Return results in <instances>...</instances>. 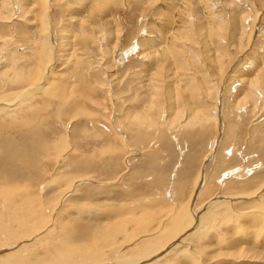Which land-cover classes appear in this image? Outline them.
<instances>
[{
    "label": "rangeland",
    "instance_id": "obj_1",
    "mask_svg": "<svg viewBox=\"0 0 264 264\" xmlns=\"http://www.w3.org/2000/svg\"><path fill=\"white\" fill-rule=\"evenodd\" d=\"M119 1L117 5L114 2L104 4L106 0H100L105 7L102 5L101 13L96 11L95 14L85 7H64L60 4L63 1L56 3L58 6L54 7L52 15L53 31L61 37L65 27L73 26L77 34L75 33L76 40L73 43L75 47L70 50L69 57L58 64L55 69L57 77L52 79V84L42 95L29 92L19 98L15 93L29 83L19 85L9 80L12 77L2 79L0 76V101L5 100L12 106L8 108L12 116L8 119L11 121L10 126L0 127V206L3 205V191H13L11 202L24 201L25 197L29 198L27 195L30 193V197L34 199L29 198L31 205L38 204L40 208L43 206L42 210L49 205L45 215L44 211L38 212L43 218L52 221L53 214L59 212V219L54 227L59 228L55 231L57 235H60V228L68 225L70 230H86V242L98 236L96 226L101 227L103 224L122 226L119 240L130 237L136 240L150 224L161 222L159 229L163 226L164 229L174 218L175 212L187 208L200 178L204 159L213 152L211 146L218 135V119L212 118V122L208 123L210 126L196 123L188 127L180 128L178 125L170 129L167 122L173 117L171 114L174 111L169 108L175 105L169 98L170 82L167 75L171 73H177L176 76L179 74L177 77L181 81L178 82V95L179 99H182L178 100L176 105L181 107L186 104L187 109H193L200 119L204 117V113L197 108L202 106L204 110L208 108L213 111L212 105L218 91H226L223 97L225 100L221 101L227 105V114L224 119L222 116L221 122L225 121L228 125L229 135L219 151L217 160L207 166L209 184L197 204H205L210 198L221 194H236L239 195L236 197L238 199H248L246 194H251L264 185V92H261L264 86L255 89L254 99L243 101L247 106L245 111L235 107L241 94L250 95V91L246 90L248 85L243 81L247 73L252 72L251 78L259 76L260 73V77L264 79V67L257 68V60L254 65L250 61L242 60L244 55L256 51L259 53L260 62L264 61V0H159L155 4L147 3L149 0ZM171 4H174V11L168 10ZM17 5L15 12L19 16ZM75 11L78 16L74 14ZM72 15L75 16V21H72ZM19 18L21 21H14L15 27L14 23L0 20V30H3L0 31V52L4 50L3 52H15V55H25L24 57L27 55L28 63L25 66L28 67L27 70L32 71L40 59L38 53L41 40L44 39L41 34V22L30 16L27 19L30 21ZM252 27L254 33L250 41L248 35ZM242 28L245 34L242 33ZM81 34H85L83 37L87 40L82 39ZM160 34L166 41L163 45L161 42L156 43L157 48L151 49L152 57H146L148 51L142 46V40L160 41ZM177 36L180 39L176 40ZM167 45L175 48V64L171 60L170 63L166 62L167 57L170 58L165 53ZM101 48L112 50L106 55L101 53ZM132 48L134 50L130 53ZM127 50L130 54L126 58L123 55ZM219 59L222 67L224 66L223 72L218 71ZM236 62V76L229 80L226 88L220 86L222 73L230 71V67ZM2 66L3 64H0V68ZM209 91L212 93L209 94ZM146 101L156 102L158 107ZM161 110H167V113L163 114L166 117H161V112L157 114ZM189 114L190 111L183 120L188 122ZM129 115H132L131 118L138 115L151 117V127L147 124H137ZM183 120L179 121L185 125ZM23 121L29 122L28 125ZM1 125L3 123L0 122ZM122 126L129 128L130 143ZM63 136L71 138L72 146L61 154L57 147L60 141L63 142ZM142 137L143 140H140ZM5 138L15 146L11 148ZM226 148L234 149L233 157L226 156ZM234 168L245 169L243 180L226 182L223 183L224 186L218 183L223 172ZM127 172L130 173L120 180L119 176ZM60 176L70 180L88 176L105 185H81L69 203L54 212L50 203L62 198L66 186L64 183L50 186L49 182L52 178ZM114 181L116 184L112 183ZM169 183L171 186L172 183L175 184V198L174 194H171L172 200L163 196ZM43 184L44 190L40 188ZM246 202L248 204L238 206L239 211L246 215L243 219H234L222 209L224 213L221 215V225L219 221L214 222L208 227V234L201 236L202 241L196 239L190 248L197 256L191 259L192 261L177 260L178 264H264V211L261 209L264 208V199L261 202L248 199ZM2 213L3 211L0 216ZM258 216L262 219L258 220ZM106 217H109L108 220H104ZM165 232L169 234L167 230ZM169 239L168 237L163 241ZM68 243L69 248L78 245L73 240ZM219 253L223 256H219ZM105 259H112L109 253Z\"/></svg>",
    "mask_w": 264,
    "mask_h": 264
},
{
    "label": "bare ground",
    "instance_id": "obj_2",
    "mask_svg": "<svg viewBox=\"0 0 264 264\" xmlns=\"http://www.w3.org/2000/svg\"><path fill=\"white\" fill-rule=\"evenodd\" d=\"M59 1L60 2L63 1L60 4H62L64 7H70V6L85 7V9H90V12L92 14H95L94 12H96V11L101 13V11L103 9L102 5L108 3L112 0H109V1L106 0V2L104 4H102L103 2L102 3L99 2L100 0H0V20L1 21L10 22L12 24L14 23L13 26L15 27V24H16L14 22L15 19H19V20H16L19 22V21H21L19 17H23L25 20H27V19H29L28 16H30L36 20L39 19L41 22V24H40L41 28H42L41 34H42V38H44V39H42L41 40L42 42L40 43L41 48H39L40 53H38V54H40V59L38 60L37 65L34 66V69L32 71H31V69H30V71L27 70L28 67L25 66L28 63V60L26 58L27 55H26V57H24L25 55H15L14 54L15 52L14 53H12V52L7 53V51L3 52L4 50L2 52H0V55H1V57H0L1 63L0 64H3V66L0 68V76L3 77L2 79H5V78L7 79L8 77L9 78L12 77V78H10V79L8 78V79L15 84L20 85V84L25 83V82L29 83L25 88L20 90L18 93H15L19 96V98L21 96H23L25 93H29V92L30 93L33 92V94H41V95H42V93H45L47 91L48 87L52 84V79L57 77L56 76L57 72H55L56 71L55 69L57 68L58 64L60 62H62L64 59H67L70 55L69 54L70 50H72L73 47H75L74 46L75 44L73 45V43L76 40L74 38L76 37L75 33L77 31L73 30V26H72V28H66L65 27L64 30L62 31L61 37L59 35H57L58 33L56 31H53L54 30L53 29V26H54L53 22L54 21H52V15H53L54 9L56 8L55 6H58L56 3H58ZM158 1L159 0H149V2L147 1V3H154L155 4ZM172 1H171V3H173ZM178 1H180V0H178ZM113 2H114V4H117V3L119 4L120 1L119 0H113L110 3H113ZM187 2L189 4V1H187ZM13 4H16V5L18 4L17 5L19 7L18 11H20L19 16H17V12H15L16 11L15 9L17 7H15L16 5L12 6ZM173 5L174 4H171L170 6H168V10L172 11V9H173V11H174L175 7ZM104 7H105V5H104ZM175 12H176V10H175ZM74 14L77 16L79 15L77 11H75ZM259 15H260V13L257 16L259 17ZM15 16H17V18H15ZM71 17H72V21L73 20L75 21V19H76L75 16L72 15ZM88 17H90V15ZM27 21H30V20H27ZM70 21H71V19H70ZM72 21H71V23H72ZM256 23H257V20H256ZM59 24H60V22H59ZM253 26L255 27V24ZM254 27H252V29L250 30V33L248 35L250 38V41L252 38V34L254 33ZM107 29H109V28H107ZM109 30H111V28ZM109 30H108V32H109ZM241 30H242V33L245 34L243 31L244 29L242 28ZM55 32H56V34H55ZM211 32H213V30H211ZM165 33H167V32H165ZM111 34H113V33H111ZM81 35L83 37L85 34L84 35L81 34ZM160 35H162V34H160ZM111 36H114V35H111ZM154 36H151V37H154ZM158 36L159 35H157V37ZM178 37L179 36H177L175 39L176 40L180 39V37L179 38ZM80 38H81V36H80ZM82 39H86V37L85 38L83 37ZM217 39H219V38H217ZM102 40H103V42H105L104 38ZM108 40H110V39H108ZM118 40H120V39H118ZM142 41H141L142 46H144L146 48V50L148 51V54H147V52L145 54L146 57H150V56L152 57L151 49L153 47L157 48L156 43H158V42H161L163 45V42L166 41V39L162 35V36H160V41H154L152 39L148 40V41H145V40H142ZM3 42L5 43V41H3ZM183 42H185V41H183ZM108 43L110 44V42H108ZM166 43L168 44V42H166ZM195 43L199 44L198 42H195ZM79 44L82 45L81 42ZM138 44H140V42ZM8 46H10V45H8ZM172 46H174V45H172ZM206 46L208 47L207 43H206ZM108 47H110V46H108ZM77 48L79 49V47H77ZM242 49H243V47H242ZM6 50H8V49H6ZM76 50L77 49H75L74 51H76ZM100 50H101V53L108 55L109 51H111L112 49L107 48L105 50H102V48H101ZM133 50H134L133 48L131 50H129L130 53H132ZM115 51H117V50H115ZM21 52H22V49H21ZM127 52H128V50H127ZM127 52H125L123 55L126 58L130 54L129 52L127 54ZM79 53H80V51H79ZM165 53L170 57L169 59H168V57H167V59L165 58L167 60L166 62L170 63V60H171V62L175 64L176 63L175 48L174 49L170 48V46L168 47V45H167V51L165 50ZM111 54H113V53H111ZM77 55H78V53H77ZM77 55L75 57H77ZM258 55H259V53H256V51L255 52L252 51L251 53H248L247 56L244 55L242 60L250 61V63L252 65H254L256 63L255 61L257 60L258 63H256L255 65L257 66V68L259 67V69H260V67H264V61L260 62V58ZM146 57H143V58H146ZM71 58H72V56H71ZM240 58H242V57H240ZM251 58H253V59H251ZM79 60H80V58H79ZM102 60L104 61L105 58H103ZM122 61H123V59H122ZM77 62L79 63L78 59H77ZM217 63H219L218 66L220 65L218 71L223 72L224 66L222 67L221 59H219ZM97 64H99V63H97ZM233 64L234 65L230 67L231 69L229 68L230 71L227 70V73L224 72L226 74L222 73L223 77H222V83L220 84V86L223 85L224 88L227 87V83L229 82V80H231L232 78H234L236 76L238 63L236 62ZM252 67H254V66H252ZM167 69H169V67ZM171 71H173V70H171ZM168 72H170V71H168ZM168 72H164V73H168ZM60 74L62 75V73H60ZM176 74L171 73V74L167 75V80L170 82V84L168 86L170 89L169 90V92H170L169 98H170V101H172V103L175 104L171 107V109L169 108V110L174 111V113L171 114V116H173V117H171L170 120L167 119L168 120L167 125L170 127V129L176 128V127H178V125L180 126V128L181 127L183 128V127L192 126V124H196V123L201 124L202 126H206V125H209L208 123L212 122L211 121L212 118L215 119V117H216V119H218V135L216 137L215 142L211 146V149L213 152H211V153L209 152L210 154H208L207 157L204 159L202 170H201L202 172H201V175L199 176L200 178L197 181L198 182L197 186H195V188L192 192V195H191L190 201L187 205V208L185 210H180V211L175 212L174 218L172 220H170V222L168 223L169 225H166L167 229H166V227L163 229V227H164L163 225L165 223L162 225L163 227H161L160 229H159V227H160L161 222H157L155 224H150L145 229V231L141 232L142 236L136 240H134V239L132 240L131 237L129 239H124L123 241L119 240L118 235H119L120 231L123 229L122 226L118 227V225H117V227H116L115 225L103 224V226H101V227L98 226L99 229L96 226V228H97L96 232H98V236L92 237V239L89 238V240L90 239L91 240L86 242V239H85V231L86 230L85 231L83 230L81 232L76 230V228H73L72 230H70V229H68L69 227H67L68 225L66 227L60 228V235H57L58 233L56 234L55 231H56V229L59 230V228H54V227L56 226V223H57L56 220L59 219L58 218L59 214H57L59 212H55V211L58 209L61 210L62 208H64L69 203V201L71 200L73 195L78 191V188L81 185H89L91 183H94V184L99 183L98 187H102L105 184L97 182V181L93 180V178L88 177V176H79L73 180H70V178H63L61 176L52 178L49 182L50 186L54 185V184H63V183L66 186V187L64 186L65 188L63 190V195H61L62 198L55 201V203H53V202L50 203L51 206L53 207L52 210L55 212V214H53L54 215V217L52 218L53 220L51 219L52 221L48 220L49 218L45 219V218H43V216L39 215V213L41 211H44L43 212V214H44L45 211H47L49 205L47 208L44 207L43 210H42L43 206H41V208H40L38 206V204L35 206L31 205V202H30L31 199H29V198H32V197H30L31 196L30 193H29V195H27V196H29V198L26 199V197H25L24 201L22 200L20 202H11L12 200L10 197H12L13 191L12 190H6V191L2 192L4 199L1 200L3 205L0 206V210L2 209L1 211H3L2 215L0 216V264H167V260H169L171 257H173L172 258L173 260L170 259L169 260L170 262L168 264H174V263L178 264L177 260H181V259L191 260L197 256V255L195 256L194 253L191 252L192 250L190 248L193 247L194 241H196V239H198V240L202 239L201 236L204 233H207V231L210 228L209 227L210 225H213V223L217 222V221H219V224H220V222L222 221L221 218H223V217H221V215L224 213L222 211V209H224L226 211V213L229 214L230 217H233V218L237 217V219H239V218H242L246 215L244 214V212L239 211L238 206L245 205V203H247L246 200H248V199H250V200L256 199V200H258V202L259 201L261 202L264 199V185H263L260 187V189L258 188V190L254 191L253 193L246 194V196L249 197L248 199L239 198L240 199L239 200L238 198H236V197H239V195H236V194H230L231 196H225L227 194H225V195L221 194V195L215 196L214 198L213 197L210 198V200H208L205 204H202V205L197 204L198 199L203 195L205 189H207L208 184H209L208 171H207L208 167L207 166L209 163L212 164L213 162H215L217 160L219 151H220L221 147L223 146V144L225 143L226 138L229 135L228 125L225 123V121H224V123L221 122L222 116L224 119V115L227 114V108H226L227 105L225 104L224 101H221L224 99L223 97L225 96L226 91L224 92L222 89H221V92L218 91L217 98L214 100L215 102H213L214 105H212V106H214L213 107L214 112L212 111L211 108H210L211 109L210 111L208 110V108H206V110H204L205 108H202V106L199 109L197 108L198 111L200 110V112L202 111V113H204L203 114L204 117L203 118L201 117L202 119H200V117L197 118V116H196L197 113L194 112V110L191 108L187 109V107L185 106L186 104L185 105L182 104L181 107L179 105H176L177 101L178 100L180 101L182 99V98L179 99V95H178L179 91H180V87H179L178 82H181V81H179V78L177 77L179 74L177 76H176ZM250 74L247 73L245 75V78L243 79V81L245 83H247V85H248V89H246V90L250 91V95L246 94V96H245V95L241 94L239 100L235 104V107L238 108V110H240V111H242V110L245 111L246 107H247L245 105L246 103L243 104V101H245L247 99H254L255 89L259 88L260 86H262V87L264 86V79L262 77H260L261 76L260 73H259V76L258 75L254 76V74H253L254 77H252V78H251L252 74L251 75ZM263 76H264V74H263ZM108 81H110V79H108ZM108 81H106V83ZM262 81H263V84H262ZM111 84H112V82H111ZM211 87H214V86H211ZM211 87H209V88L211 89ZM110 89L111 88H109V90ZM206 90H207V88H206ZM258 91H260V90H258ZM9 92H7V93H9ZM210 92L212 93V91H209L208 93L211 94ZM261 92H264V90ZM13 93H14V90H13ZM109 93H112V92H109ZM120 94H122V93H120ZM12 97H13V95H12ZM29 98H31V97H29ZM146 98H147V96H146ZM0 99H1V97H0ZM13 99H15V97ZM16 99H17V96H16ZM248 101H246V102H248ZM13 102H15V101H13ZM146 102L149 103L150 105H155L156 107H158V103H156V102L155 103H153L152 101L151 102L146 101ZM15 106H16V104H15ZM155 106H154V108H155ZM8 108H12V106L9 103H6L5 100L0 101V122H1V124L3 123V125H1L0 127H8L11 124L10 123L11 121L9 122L8 119H9V117H12V116L9 113ZM152 109H153V107H152ZM167 110L158 111L157 114H159L161 112V114H162L161 117H162V116H164L163 114L167 113ZM185 110L187 111L186 114H188V112L190 111V114H189L190 119L188 120V122H187V120H183L184 119L183 117L186 115ZM149 111H151V110H149ZM204 111H206V112H204ZM170 112H169V114H170ZM152 114H153V112H152ZM233 114H235V113H233ZM142 115L134 116L133 118H131L132 115H129V117L133 120L135 119L137 124H139V123L140 124H147L148 126L151 127V124L149 123V119L151 117L149 118L147 115H145V116H142ZM164 117H166V116H164ZM164 119H166V118H164ZM181 119L183 120L185 125H182L183 123L179 121ZM156 120H155V122H156ZM23 122L26 124V126L29 123L27 121H23ZM153 125H155V124H153ZM9 128H12V127H9ZM122 128H123V130H125V132H126L125 135L129 141V138H128L129 128L128 127L126 128L124 126H122ZM64 137L65 136H63V142H61L59 140L60 145L57 147L59 150H61V154L68 151L69 148L72 146L71 138L69 139L68 136H66L65 138ZM5 139H7V138H5ZM8 140L9 139H7L6 141H7V143L9 142V146L11 148L14 147L15 144H11L12 142L10 140L9 141ZM140 140H143V137L140 138ZM129 143H130V141H129ZM53 145H54V143H53ZM232 148L231 149L226 148V150H225L226 156H228V157L234 156V149H232ZM179 149H181V148H179ZM247 171H250V170H247ZM129 173L130 172L121 174L119 176V179L122 180ZM245 175H246V171L243 168H234V169L226 170L225 172L222 173L221 178L218 180V183L223 185V183H226V182L241 181L244 179L243 177H245ZM252 175H254V173ZM113 180H115V179H113ZM147 180L149 181L150 179L147 178ZM172 182H174V180ZM112 183L114 184L115 181ZM170 183L168 185V189L163 194V196H165L166 198L168 196L169 199H171V194L172 195L174 194V198H175V189H174L175 184L172 183L173 185L171 186ZM109 185H111V184H109ZM40 188L42 190H44L45 189L44 184ZM97 190H99V189H97ZM159 195L162 196L161 194H159ZM244 196H245V194H244ZM156 198L157 199H163V197H156ZM234 199H235V203H234ZM241 200H243V201H241ZM261 209H262V211H264L263 207ZM101 213L102 212L100 211V214ZM116 213H117V211H116ZM246 213H247V211H246ZM107 214H104V215L107 216ZM104 215H103V217H105ZM112 216H114V215L112 214ZM99 218H100V216H99ZM108 218L109 217H106L104 220H108ZM259 219H262V218H260L258 216V220ZM223 221H225V220H223ZM52 222H53V224H52ZM59 222H61V221H59ZM228 222H229V220H228ZM138 223H140V222H138ZM219 224H218V226L220 227L221 224L220 225ZM223 224H227V223H223ZM50 227L51 228L53 227V229H50ZM158 229H159V232H157ZM166 230L169 233L168 235L165 232ZM62 237H63V239H61ZM168 237L170 239L168 241L166 240L167 242L165 241L166 242L165 243L163 240L167 239ZM204 238H205V236H204ZM69 240L70 241H72V240L76 241V243L78 245L76 247L75 246L73 247V245H72L73 248H69V243H68V242H70ZM125 242H127V243L125 244ZM162 242H164V243H162ZM107 253L110 254V256L112 258L111 260L105 259L107 257ZM220 253H223V252H220ZM220 253H219V256H223V255H220ZM174 260H175V262H174Z\"/></svg>",
    "mask_w": 264,
    "mask_h": 264
}]
</instances>
